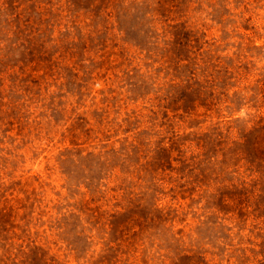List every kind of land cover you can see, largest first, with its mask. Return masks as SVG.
Returning a JSON list of instances; mask_svg holds the SVG:
<instances>
[{"label": "rangeland", "instance_id": "rangeland-1", "mask_svg": "<svg viewBox=\"0 0 264 264\" xmlns=\"http://www.w3.org/2000/svg\"><path fill=\"white\" fill-rule=\"evenodd\" d=\"M0 264H264V0H0Z\"/></svg>", "mask_w": 264, "mask_h": 264}]
</instances>
